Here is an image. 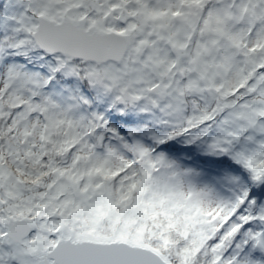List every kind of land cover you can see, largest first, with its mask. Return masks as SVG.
I'll return each mask as SVG.
<instances>
[{
  "label": "snow or ice",
  "instance_id": "snow-or-ice-1",
  "mask_svg": "<svg viewBox=\"0 0 264 264\" xmlns=\"http://www.w3.org/2000/svg\"><path fill=\"white\" fill-rule=\"evenodd\" d=\"M0 264H264V0H0Z\"/></svg>",
  "mask_w": 264,
  "mask_h": 264
}]
</instances>
